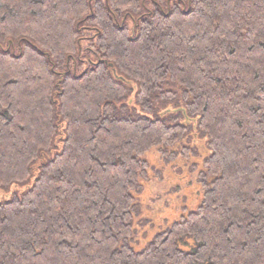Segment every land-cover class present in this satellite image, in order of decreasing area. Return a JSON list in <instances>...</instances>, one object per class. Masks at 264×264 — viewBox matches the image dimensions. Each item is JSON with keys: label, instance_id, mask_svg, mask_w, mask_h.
Listing matches in <instances>:
<instances>
[{"label": "trees", "instance_id": "16d2710c", "mask_svg": "<svg viewBox=\"0 0 264 264\" xmlns=\"http://www.w3.org/2000/svg\"><path fill=\"white\" fill-rule=\"evenodd\" d=\"M201 151L198 204L136 249L150 155ZM12 185L0 264H264V0H0Z\"/></svg>", "mask_w": 264, "mask_h": 264}, {"label": "rangeland", "instance_id": "374dc122", "mask_svg": "<svg viewBox=\"0 0 264 264\" xmlns=\"http://www.w3.org/2000/svg\"><path fill=\"white\" fill-rule=\"evenodd\" d=\"M203 154L201 151L200 157L193 156L189 162L180 158L174 165L156 152L150 155L153 169L150 170V181L145 183L140 194L142 212L138 217L137 228L141 240L134 244L136 249L147 247L155 233L168 228L185 208L190 210L196 207L201 191L193 177L202 168ZM192 163H196L197 168L192 170ZM25 190L26 187L20 185L0 190V202L10 200L15 195L21 196Z\"/></svg>", "mask_w": 264, "mask_h": 264}]
</instances>
